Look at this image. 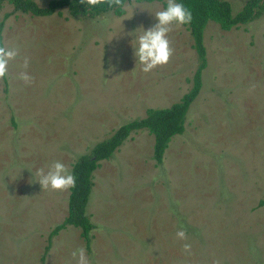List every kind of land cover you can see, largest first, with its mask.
I'll return each mask as SVG.
<instances>
[{"label":"rangeland","instance_id":"obj_1","mask_svg":"<svg viewBox=\"0 0 264 264\" xmlns=\"http://www.w3.org/2000/svg\"><path fill=\"white\" fill-rule=\"evenodd\" d=\"M229 1L236 14L248 0ZM127 5L96 18L35 16L7 1L0 9L3 44L18 50L0 79V264H76L81 247L89 264H264V14L231 30L209 21L208 65L184 133L162 164L154 135L132 133L93 173L91 250L69 225L43 262L70 188L43 190L37 170L60 161L72 173L118 127L193 86L200 60L188 27L172 26L169 62L145 73L129 33L157 23L166 0Z\"/></svg>","mask_w":264,"mask_h":264},{"label":"trees","instance_id":"obj_2","mask_svg":"<svg viewBox=\"0 0 264 264\" xmlns=\"http://www.w3.org/2000/svg\"><path fill=\"white\" fill-rule=\"evenodd\" d=\"M14 6V11L31 13L35 16H50L67 9L71 16L82 18H96L107 13L122 16L126 10L119 7H109L107 4L88 7L79 0H50L47 5L41 6L35 0H0V9L4 2ZM136 2H162L165 0H125L126 4ZM191 10L193 19L185 24L191 32L194 47L199 55V66L193 77V86L179 101L167 107L148 108L142 118L134 119L118 127L107 139L98 142L90 153L82 155L74 164L72 174L75 176V187L70 188L69 210L62 223L56 225L50 232L48 244L42 256L43 262L53 245L54 237L69 225L80 228L86 247L91 250L92 231L95 224L87 213L92 189L94 187V172L101 166V162L109 160L115 152L134 132L147 129L154 135V157L157 164H162L165 152L172 139L184 133L189 109L201 92L203 86V71L208 65L207 49L204 43V33L209 21L217 22L222 29L231 30L264 14V0H248L242 9L233 13L229 0H177ZM10 14H6V17ZM4 21L0 25V46H4L2 31Z\"/></svg>","mask_w":264,"mask_h":264},{"label":"clouds","instance_id":"obj_3","mask_svg":"<svg viewBox=\"0 0 264 264\" xmlns=\"http://www.w3.org/2000/svg\"><path fill=\"white\" fill-rule=\"evenodd\" d=\"M79 2L86 4L88 7H95L101 4H107L109 7L119 6L125 10L129 7L125 0H79ZM36 3L41 4V0H36ZM166 4V8L154 13L157 23L152 27L143 28L142 32L138 31V28L134 32L129 33V35L134 37L132 40L134 56L137 58V62L143 66L142 71L145 73L151 72L154 68L169 62L174 52L168 39V33L173 30L172 26L190 24L193 19L191 10L182 3H178L177 0H166ZM137 7L143 10L139 5H135V9ZM17 55V49L0 46V79L6 76L9 62L14 60ZM23 66L25 68L28 67L27 58H25ZM18 78L25 83H30L32 80V77L26 72L20 73ZM36 175L39 177L38 181L42 185L43 190L51 188L52 190L60 191L75 187V176L60 161L53 162L47 171L43 168L38 169ZM176 237L181 240L187 239L186 232L183 229L177 231ZM191 247L190 243L182 245L183 251L187 254H191ZM72 257L76 260V264H89L86 250L83 247L74 250ZM214 264H220V262L217 260Z\"/></svg>","mask_w":264,"mask_h":264}]
</instances>
